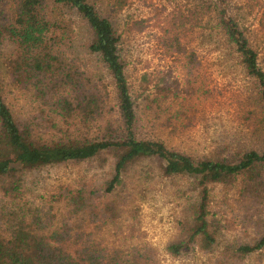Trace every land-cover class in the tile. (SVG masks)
<instances>
[{"label":"trees","instance_id":"16d2710c","mask_svg":"<svg viewBox=\"0 0 264 264\" xmlns=\"http://www.w3.org/2000/svg\"><path fill=\"white\" fill-rule=\"evenodd\" d=\"M174 1L186 7L166 21L160 42L188 77L167 70L133 85L116 19L129 0H0V264H155L152 248L116 232L123 189L134 174L145 182L154 172L175 194L190 195L168 254L218 250L237 263L264 251V147L191 155L161 138L185 113L171 111L175 99L199 91V63L188 47L196 38L236 59L254 83L264 138V55L231 0ZM255 1L264 21V0ZM5 87L23 103H8ZM81 163L105 175L59 186L40 205L26 199L30 175ZM217 186L256 205V235L232 242L221 234L210 207Z\"/></svg>","mask_w":264,"mask_h":264},{"label":"rangeland","instance_id":"374dc122","mask_svg":"<svg viewBox=\"0 0 264 264\" xmlns=\"http://www.w3.org/2000/svg\"><path fill=\"white\" fill-rule=\"evenodd\" d=\"M230 5L233 12L242 14L240 22L250 32L257 51L263 56L262 4L255 0H231ZM185 7L184 2L177 3L174 0H129V5L116 14L122 35L121 52L126 61L128 79L133 85L143 75L153 78L167 70H171L173 76L188 77V72L184 73L185 69L179 67L178 60L163 51L160 42L166 21ZM199 39L187 44L199 63V91L184 103L175 99L177 104H171V111L175 110L176 113L178 109L179 113L181 109L185 113H179V128L174 131L168 128L161 133V138L174 149L191 155H204L214 150L231 154L240 148L261 150L264 138L261 132L257 135L263 123L254 83L240 72L236 59L225 57L213 43L206 39L199 42ZM101 79L109 90L107 79L102 76ZM5 89L9 91L10 87ZM5 98L14 105L23 103L12 90L5 93ZM178 104L186 107L178 108ZM96 165L68 164L45 169L36 176L28 175L26 199L40 205L44 203L43 196L59 186H75L88 181L95 174L105 175V171ZM136 176L134 174L128 189H123L121 194L124 197V209H121V225L116 232L122 231L127 236V243L152 248L155 264H264V251L237 263L221 259L218 250L203 252L194 248L179 257L168 254L164 249L165 244L175 235L176 221L181 216L184 201L190 195H180V191L186 190L175 194L174 187L158 179L155 172L145 182L138 181ZM239 200L238 194L232 190L226 191L219 186L211 189V211L220 225L221 234L232 242L248 240L256 235L258 229L256 205ZM110 235L106 233L112 239Z\"/></svg>","mask_w":264,"mask_h":264}]
</instances>
